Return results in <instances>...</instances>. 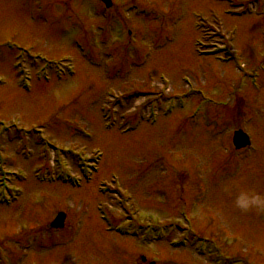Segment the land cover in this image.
Instances as JSON below:
<instances>
[{
  "label": "rangeland",
  "instance_id": "rangeland-1",
  "mask_svg": "<svg viewBox=\"0 0 264 264\" xmlns=\"http://www.w3.org/2000/svg\"><path fill=\"white\" fill-rule=\"evenodd\" d=\"M111 1L0 0V264H264V0Z\"/></svg>",
  "mask_w": 264,
  "mask_h": 264
},
{
  "label": "clouds",
  "instance_id": "clouds-1",
  "mask_svg": "<svg viewBox=\"0 0 264 264\" xmlns=\"http://www.w3.org/2000/svg\"><path fill=\"white\" fill-rule=\"evenodd\" d=\"M224 191L233 194L231 185H226ZM234 206L241 212L264 213V195L256 192L253 188H240L234 198Z\"/></svg>",
  "mask_w": 264,
  "mask_h": 264
},
{
  "label": "water",
  "instance_id": "water-1",
  "mask_svg": "<svg viewBox=\"0 0 264 264\" xmlns=\"http://www.w3.org/2000/svg\"><path fill=\"white\" fill-rule=\"evenodd\" d=\"M240 141V143H239ZM247 138L245 136H239L238 134H236L235 138H234V145L236 148H240L244 145L247 144ZM64 220H65V216L64 215H60L57 220L54 222V224L52 225V227L54 228H63L64 226Z\"/></svg>",
  "mask_w": 264,
  "mask_h": 264
},
{
  "label": "bare ground",
  "instance_id": "bare-ground-1",
  "mask_svg": "<svg viewBox=\"0 0 264 264\" xmlns=\"http://www.w3.org/2000/svg\"><path fill=\"white\" fill-rule=\"evenodd\" d=\"M77 77V76H76ZM9 92H11V91H9ZM5 93H7L8 94V92H5ZM2 93H0V95H1Z\"/></svg>",
  "mask_w": 264,
  "mask_h": 264
}]
</instances>
